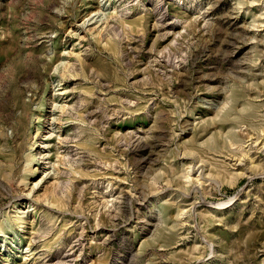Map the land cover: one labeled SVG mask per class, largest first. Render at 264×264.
Listing matches in <instances>:
<instances>
[{
	"label": "rangeland",
	"instance_id": "1",
	"mask_svg": "<svg viewBox=\"0 0 264 264\" xmlns=\"http://www.w3.org/2000/svg\"><path fill=\"white\" fill-rule=\"evenodd\" d=\"M263 23L0 0V264H264Z\"/></svg>",
	"mask_w": 264,
	"mask_h": 264
},
{
	"label": "bare ground",
	"instance_id": "2",
	"mask_svg": "<svg viewBox=\"0 0 264 264\" xmlns=\"http://www.w3.org/2000/svg\"><path fill=\"white\" fill-rule=\"evenodd\" d=\"M264 24V23H263ZM137 140H139V139H136V142H135V147H136V143H138L137 142ZM141 140V139H140ZM142 141V140H141ZM146 142V141H145ZM149 142V141H148ZM148 142H146V143H148ZM144 143H142V145H143ZM152 143H150V145H151ZM152 146V145H151ZM139 147V146H138ZM142 147V146H141ZM144 147V146H143ZM145 148H147V146L145 147ZM149 149V148H148ZM147 152V151H146ZM149 154L148 155H150V152H148ZM147 156V155H146ZM145 158V157H144ZM149 158V157H148ZM190 171V170H189ZM188 171V172H189ZM190 175V174H189ZM199 179V178H198ZM196 181H198L197 179H196Z\"/></svg>",
	"mask_w": 264,
	"mask_h": 264
}]
</instances>
